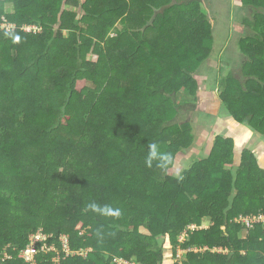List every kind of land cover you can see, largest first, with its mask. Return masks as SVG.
Wrapping results in <instances>:
<instances>
[{
  "label": "trees",
  "instance_id": "obj_1",
  "mask_svg": "<svg viewBox=\"0 0 264 264\" xmlns=\"http://www.w3.org/2000/svg\"><path fill=\"white\" fill-rule=\"evenodd\" d=\"M218 2L226 1L0 0V264H165L158 242L143 240L158 236L172 264H264L255 252L264 225H254L251 244L229 229L264 214V171L233 145L251 130L264 139V0L239 1L249 15L234 43L240 61L223 54L225 66L199 80L215 50ZM213 89L218 110H199ZM154 95L162 105L147 102ZM193 113L202 131L228 118L239 127L234 137L216 125L208 153L177 176V155L197 145L194 123L183 121ZM152 144L160 156L149 164ZM39 230L56 250L35 242L27 259Z\"/></svg>",
  "mask_w": 264,
  "mask_h": 264
},
{
  "label": "rangeland",
  "instance_id": "obj_2",
  "mask_svg": "<svg viewBox=\"0 0 264 264\" xmlns=\"http://www.w3.org/2000/svg\"><path fill=\"white\" fill-rule=\"evenodd\" d=\"M219 1V0H218ZM226 2L223 4L221 2L216 3V6L219 7V12H217L216 17L218 18L216 20V23L213 22L214 26L216 25V37H215V46L213 47V53L212 55H209V57L205 60V65H203L200 71V75H196V78H198L199 80L201 79H205V78H209L210 76H208L210 73H206L207 71H211V70H215L213 71V73H216V69L219 68V66H225V62H219L217 61V59H220L222 57L223 54L227 55L228 60L230 61V65L231 64H237L240 59L237 58H241L239 56V51L237 52L238 54L235 55V51L233 50L236 46L235 41L238 40V38L241 36L244 25L241 22L240 18L241 15H248L247 11L243 10L241 8V11H239L238 5L240 6V0H225ZM230 1V2H229ZM72 7H68L67 9H70ZM245 12V13H244ZM249 17V15L247 16ZM118 26H120V24H118ZM158 34V30L157 29H153L152 31H150V35L151 36H156ZM225 41V43H224ZM222 52H220V51ZM232 56V58H229L228 56ZM234 56H236L237 58H235ZM98 55L94 52H90L87 56L86 59L89 60V62H95L97 60ZM233 70L236 69L232 68ZM204 70L206 72H204ZM223 70L220 71V73H222ZM223 74V73H222ZM213 76V75H212ZM216 76V75H215ZM235 76L240 77V75L235 72ZM215 88V87H214ZM218 91L216 89V91L213 90H208L206 92H204L202 95V97L207 96L209 99H214L215 101H219V97H218ZM207 97L205 98H201L199 100L198 104V109L201 111H209L208 109V101L204 100L207 99ZM147 102L151 103L152 106L154 107L157 104L162 105L163 101L161 100V98L158 95H154V97H152L151 99H148ZM164 105H166V103H164ZM220 108V107H219ZM215 110H218V108H215ZM214 108L211 110L212 113L215 111ZM200 111V112H201ZM215 114V112H214ZM198 114L197 113H193L188 115L187 118H185L183 121L186 122H190V123H194L193 126L191 125V129L190 132H192L195 136L194 140L196 141V146L193 148H188L183 152H179V155H177V161H179L181 163V159H182V163L175 167L173 170L174 174H176L177 176L180 175V173L182 172V170L184 169L185 166H187L188 162L191 161L193 158H199L200 156H197L198 153H208V145H209V141L210 138L212 139L211 136H214L213 133L216 130V125L218 126L219 129L223 130L224 132V136L226 135H230L229 133L226 132V127H227V121L228 119H226L222 124H218V122L214 121V123L216 124L215 126H212L210 129L208 128V131H202L201 128L199 126L201 125H196V121L198 120ZM183 119V118H182ZM216 120V118H215ZM249 125H247L248 127ZM229 128V127H228ZM217 131V130H216ZM246 137L244 139L245 142H248L249 140L251 141L250 137L248 136H253V131L251 133H248V131H246ZM248 137V138H247ZM249 141V142H250ZM235 143V142H234ZM251 144V143H249ZM199 145L202 147V149L199 148ZM235 145V144H233ZM193 146V145H192ZM207 148V150H206ZM184 156V157H183ZM19 169L23 172L26 173V175H29V179L31 178L30 175L31 174V170L28 166V162L27 163H22L20 162V166ZM8 179H9V183L11 184L10 186H12L13 184H20V183H15L16 179L19 178L18 176H13V177H9L8 175H5ZM24 178V177H22ZM79 180L74 178L72 179V188L74 190H76L77 188L79 189ZM55 190L58 194V192H60V186L56 185L55 186ZM57 198V197H56ZM11 202V200H10ZM51 202H54L56 204V208H58V206H60L61 204H59L58 199H54ZM21 223H26L27 222V218L21 217L20 218ZM205 225L207 224V222L204 223ZM191 228L194 227L190 226ZM184 236L180 235L178 237L179 241H183L184 240ZM156 239V241H155ZM145 242H150V244H154L155 242H158L157 245H160L161 248L164 251V255H165V264H172L173 262H175V257H173L172 255V251H171V245L169 244L168 238L167 239H163L162 236H158L156 238H144L143 239ZM177 248V247H176ZM218 250V249H217ZM220 250V249H219ZM185 252L184 249H180L177 248L176 250V255L178 257H181L183 255V253ZM173 261V262H172ZM178 264H182L181 262H179Z\"/></svg>",
  "mask_w": 264,
  "mask_h": 264
},
{
  "label": "crops",
  "instance_id": "obj_3",
  "mask_svg": "<svg viewBox=\"0 0 264 264\" xmlns=\"http://www.w3.org/2000/svg\"><path fill=\"white\" fill-rule=\"evenodd\" d=\"M66 8V5L65 6H62V10ZM207 96H204L202 97L205 98ZM204 100H207L208 101V108L210 109H213V108H218L219 106V101H215L214 99H209L207 97V99H204ZM229 127V128H228ZM239 126L231 119V118H228V121H227V127H226V132L230 134V136H236L235 134H232ZM253 130L251 131H248V133H251ZM246 132H243L240 140H238L237 142H235L234 144V150L237 151V154H240L239 150L245 148V149H248L250 151L253 152L255 158H256V161H257V164L258 166L264 171V139L262 140V138H260L259 136V133H257L256 131H253V136H248L250 137L251 141L249 142H245L244 139L246 137ZM247 137V138H248ZM251 143V144H249ZM238 159V158H237ZM237 162V160H236ZM238 164V163H237ZM242 202V200H241ZM251 210V209H250ZM251 213V211H248L247 214ZM239 215H243L242 213L238 214ZM241 225V224H240ZM237 226L236 224H232V225H229V229L232 230V232H236V236L238 239H247L249 240V244H251L253 242V236H252V231L254 230L253 228L252 229H248L246 228L244 225H241V226ZM224 229L225 227L222 226ZM256 243V241H254ZM257 244V243H256ZM264 245L263 244H260L256 247L255 249V252L261 256H264ZM171 251L173 252L172 250V246H171ZM263 253V254H262Z\"/></svg>",
  "mask_w": 264,
  "mask_h": 264
},
{
  "label": "built area",
  "instance_id": "obj_4",
  "mask_svg": "<svg viewBox=\"0 0 264 264\" xmlns=\"http://www.w3.org/2000/svg\"><path fill=\"white\" fill-rule=\"evenodd\" d=\"M23 29L25 31H27V32L30 31V30H36V31L40 30L39 28H36L33 25H26V26L23 27ZM234 221L235 222H241V223H243V225L246 228L252 229L254 227V225L257 224V223L264 225V214L263 213H257V214L245 215V216H241V217L235 218ZM60 239H61L64 251L69 253V247H68L67 239L65 237H60ZM31 240H32L31 245L29 246V248H27L25 250V253H24V255L26 256L27 259H30L31 255L36 252L35 242L36 243L37 242L42 243L41 244V248H42V250H45V252L55 251L56 250V247L53 244H48L47 243L46 235L41 233L40 230L37 231L31 237ZM71 253L73 254V252H71ZM113 260L117 264H137L134 261L124 260V259H121V258H114Z\"/></svg>",
  "mask_w": 264,
  "mask_h": 264
},
{
  "label": "clouds",
  "instance_id": "obj_5",
  "mask_svg": "<svg viewBox=\"0 0 264 264\" xmlns=\"http://www.w3.org/2000/svg\"><path fill=\"white\" fill-rule=\"evenodd\" d=\"M160 154L158 152L157 146L152 144L149 146V152L147 156V162L150 164L153 159L159 158ZM167 159V157H165Z\"/></svg>",
  "mask_w": 264,
  "mask_h": 264
}]
</instances>
